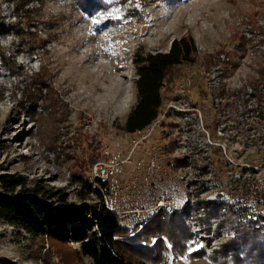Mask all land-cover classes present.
<instances>
[{
	"label": "rangeland",
	"instance_id": "1",
	"mask_svg": "<svg viewBox=\"0 0 264 264\" xmlns=\"http://www.w3.org/2000/svg\"><path fill=\"white\" fill-rule=\"evenodd\" d=\"M105 3L0 0V42L13 38L0 43V174L60 191L67 232H85L101 206L129 227L176 210L193 235L189 252L205 256L168 261L214 264L207 257L234 236L230 222L216 229L227 208L245 203L264 226V0ZM182 37L195 58L167 76L156 121L126 133L135 53H166ZM214 208L215 229L204 219ZM65 249V264H92L76 243ZM0 264L63 262L49 241L0 220Z\"/></svg>",
	"mask_w": 264,
	"mask_h": 264
},
{
	"label": "trees",
	"instance_id": "2",
	"mask_svg": "<svg viewBox=\"0 0 264 264\" xmlns=\"http://www.w3.org/2000/svg\"><path fill=\"white\" fill-rule=\"evenodd\" d=\"M83 8H105V0H78ZM108 7V6H107ZM196 49L190 38L173 40L166 53H138L133 58L136 73V103L131 108L124 125L128 134L142 132L153 124L162 106V90L166 87L167 76L182 64L195 58ZM39 89L41 84H34ZM45 89V88H44ZM264 97V85L262 89ZM260 118L264 121V101ZM102 186V181L95 179ZM30 181L18 174H0V220L17 230H23L29 239L43 243L49 241L51 248L66 263L64 254L69 242L78 245L79 253L89 258L92 264H167L168 255L177 260L178 254H189L191 258L205 256L201 250L189 252L193 246V235L178 211L160 210L154 217L135 222L129 227L126 219H120L116 211L101 206L92 225L85 232H67L63 229L68 218L64 197L60 191L46 189L39 185L29 187ZM87 194L102 198L100 190L87 185ZM83 198V197H82ZM57 199L62 209L53 206ZM237 208H227L225 218L220 220L216 229L225 222L231 223L234 236L221 243L207 258L214 264H264V226L262 217H254L250 208L237 201ZM233 206V205H232ZM198 208H201L198 205ZM62 212L66 215L63 217ZM88 214L84 210V215ZM205 214V213H204ZM213 217V224L209 219ZM204 217L207 227L214 226L215 208ZM217 225V222H216ZM126 238L128 246L119 239ZM163 237L173 245L167 249ZM155 239L151 247L150 239ZM145 243L147 247L138 244Z\"/></svg>",
	"mask_w": 264,
	"mask_h": 264
},
{
	"label": "snow or ice",
	"instance_id": "3",
	"mask_svg": "<svg viewBox=\"0 0 264 264\" xmlns=\"http://www.w3.org/2000/svg\"><path fill=\"white\" fill-rule=\"evenodd\" d=\"M91 22L94 25L98 24V21L95 20V19H92ZM153 243H156V241H153ZM166 246H167L168 249H172L173 248V245L171 243H168ZM201 247H202V245H201ZM194 250H196V249H192V251H194ZM181 256H182V254H178V256L176 258L179 259V258H181ZM184 258L186 259V257H184ZM167 264H171V261H168Z\"/></svg>",
	"mask_w": 264,
	"mask_h": 264
},
{
	"label": "clouds",
	"instance_id": "4",
	"mask_svg": "<svg viewBox=\"0 0 264 264\" xmlns=\"http://www.w3.org/2000/svg\"><path fill=\"white\" fill-rule=\"evenodd\" d=\"M12 39H13L12 37H9V40L8 41L0 42V43L7 45L8 43L11 42ZM33 67H36V65H34Z\"/></svg>",
	"mask_w": 264,
	"mask_h": 264
},
{
	"label": "built area",
	"instance_id": "5",
	"mask_svg": "<svg viewBox=\"0 0 264 264\" xmlns=\"http://www.w3.org/2000/svg\"><path fill=\"white\" fill-rule=\"evenodd\" d=\"M181 87H182V85H181ZM183 88V87H182Z\"/></svg>",
	"mask_w": 264,
	"mask_h": 264
}]
</instances>
